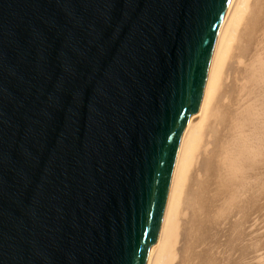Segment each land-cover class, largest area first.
I'll use <instances>...</instances> for the list:
<instances>
[{"label":"water","instance_id":"water-1","mask_svg":"<svg viewBox=\"0 0 264 264\" xmlns=\"http://www.w3.org/2000/svg\"><path fill=\"white\" fill-rule=\"evenodd\" d=\"M235 0H0V264H147Z\"/></svg>","mask_w":264,"mask_h":264},{"label":"bare ground","instance_id":"bare-ground-1","mask_svg":"<svg viewBox=\"0 0 264 264\" xmlns=\"http://www.w3.org/2000/svg\"><path fill=\"white\" fill-rule=\"evenodd\" d=\"M147 264H264V0H235Z\"/></svg>","mask_w":264,"mask_h":264}]
</instances>
